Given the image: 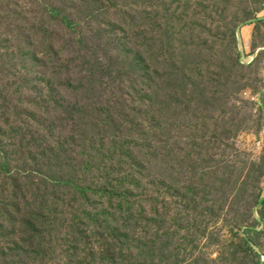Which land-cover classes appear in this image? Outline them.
<instances>
[{"label":"rangeland","instance_id":"374dc122","mask_svg":"<svg viewBox=\"0 0 264 264\" xmlns=\"http://www.w3.org/2000/svg\"><path fill=\"white\" fill-rule=\"evenodd\" d=\"M5 259L264 264V0H0Z\"/></svg>","mask_w":264,"mask_h":264},{"label":"trees","instance_id":"16d2710c","mask_svg":"<svg viewBox=\"0 0 264 264\" xmlns=\"http://www.w3.org/2000/svg\"><path fill=\"white\" fill-rule=\"evenodd\" d=\"M5 166H6V164H5ZM76 189L78 190V191H80V192H85L86 190H90V189H84V188H81V187H76ZM3 256V255H2ZM5 256H3V258H4ZM3 263L4 264H16V263H11V261H9V260H7V259H5L4 261H3Z\"/></svg>","mask_w":264,"mask_h":264}]
</instances>
